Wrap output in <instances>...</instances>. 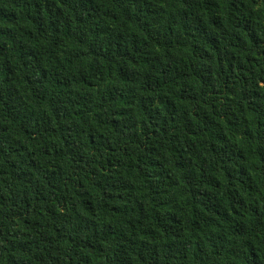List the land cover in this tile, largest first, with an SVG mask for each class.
<instances>
[{
  "label": "trees",
  "instance_id": "trees-1",
  "mask_svg": "<svg viewBox=\"0 0 264 264\" xmlns=\"http://www.w3.org/2000/svg\"><path fill=\"white\" fill-rule=\"evenodd\" d=\"M0 264H264V0H0Z\"/></svg>",
  "mask_w": 264,
  "mask_h": 264
}]
</instances>
